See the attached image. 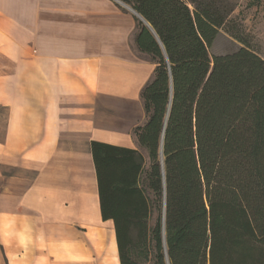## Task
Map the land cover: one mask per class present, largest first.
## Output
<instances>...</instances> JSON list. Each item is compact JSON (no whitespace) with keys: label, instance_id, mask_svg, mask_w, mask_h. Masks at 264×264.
Instances as JSON below:
<instances>
[{"label":"trees","instance_id":"obj_1","mask_svg":"<svg viewBox=\"0 0 264 264\" xmlns=\"http://www.w3.org/2000/svg\"><path fill=\"white\" fill-rule=\"evenodd\" d=\"M155 63L133 148L91 141L100 212L120 264H264V59L209 53L230 0H120ZM191 5V7L189 6ZM234 37L235 34H231Z\"/></svg>","mask_w":264,"mask_h":264},{"label":"crops","instance_id":"obj_2","mask_svg":"<svg viewBox=\"0 0 264 264\" xmlns=\"http://www.w3.org/2000/svg\"><path fill=\"white\" fill-rule=\"evenodd\" d=\"M191 7V5H189ZM120 0H0V264H120L91 141L137 149L155 63Z\"/></svg>","mask_w":264,"mask_h":264},{"label":"rangeland","instance_id":"obj_3","mask_svg":"<svg viewBox=\"0 0 264 264\" xmlns=\"http://www.w3.org/2000/svg\"><path fill=\"white\" fill-rule=\"evenodd\" d=\"M235 8L230 16L229 31L222 28L209 48V53L224 54L248 45L264 59V0H230ZM231 34H235L238 38ZM0 117V134L3 122ZM142 264H152V244L147 252L143 249L134 253Z\"/></svg>","mask_w":264,"mask_h":264},{"label":"water","instance_id":"obj_4","mask_svg":"<svg viewBox=\"0 0 264 264\" xmlns=\"http://www.w3.org/2000/svg\"><path fill=\"white\" fill-rule=\"evenodd\" d=\"M132 10V9H131ZM135 12V11H134ZM135 14H137V13H135ZM138 15V14H137ZM138 17H139V15H138ZM141 18V17H140ZM142 19V18H141ZM143 20V19H142Z\"/></svg>","mask_w":264,"mask_h":264}]
</instances>
